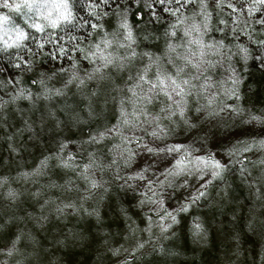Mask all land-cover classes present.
I'll return each instance as SVG.
<instances>
[{
  "label": "snow or ice",
  "instance_id": "obj_1",
  "mask_svg": "<svg viewBox=\"0 0 264 264\" xmlns=\"http://www.w3.org/2000/svg\"><path fill=\"white\" fill-rule=\"evenodd\" d=\"M134 6L140 11L132 12ZM225 8L232 26L223 18L213 24ZM253 23L264 28V0H0V145L9 158L22 160L33 149L40 154L34 166L0 175V200H32L33 211L14 219L40 231L54 224L57 234L75 240L83 234L69 227L73 220L94 218L103 229L102 207L115 210L124 224L116 235L129 246L106 230L102 236L118 264L138 261L154 229L167 239L178 215L205 205L219 213L218 227L237 255L242 238L264 240V113L235 103L241 96L233 57L250 56L239 41L248 36L264 49V39H253ZM252 59L264 67V54ZM225 115L241 127L233 124L236 131L220 140L214 134L222 151L170 141L177 129L203 131ZM53 168L62 170V182L49 175ZM234 172L248 196L232 207L226 177ZM14 182L35 191L13 188ZM117 197L129 198L139 213L114 204ZM140 213L143 228L134 219ZM207 232L205 221L194 217V239L204 240ZM25 240L39 245L31 231L21 230L0 246L6 257L0 264L37 257L18 247ZM253 264H264V247Z\"/></svg>",
  "mask_w": 264,
  "mask_h": 264
},
{
  "label": "rangeland",
  "instance_id": "obj_2",
  "mask_svg": "<svg viewBox=\"0 0 264 264\" xmlns=\"http://www.w3.org/2000/svg\"><path fill=\"white\" fill-rule=\"evenodd\" d=\"M144 11H147V9ZM229 11V9L225 8L219 16H214L213 24L223 18L229 20V25L232 26V21L227 15ZM130 15L131 13H129V21L134 22L131 20ZM18 19L19 22H23L22 17ZM252 28L257 29L253 33L254 40L264 39V28L255 23L252 24ZM215 35L220 38L222 34L216 33ZM226 42H230L233 45V52L237 51L235 48L237 41L232 40L231 35L228 36ZM239 43L249 47L250 56L247 60L233 57L237 74L240 76L239 93L241 96V99L235 101V103L252 114L260 115L264 113V67H261L259 60L254 61L252 57L257 53L264 54V49L252 43L248 36L242 37ZM197 123L198 125L200 124V122ZM233 124L241 127L235 117L225 115L222 121H217L215 124H204L203 131L185 129L181 132L177 129L170 141H185L187 139V141H194L197 146L200 143H204L206 150L222 151V148H216L213 144L214 134L217 140L222 139L226 133L236 131V128L232 126ZM73 131L77 130L74 128ZM85 131L87 132L88 129L86 128ZM65 135H69V133L65 132ZM79 136L80 133L77 132V138ZM39 155V152L33 149L30 150V154L24 153L22 160L19 157L9 158L7 148L0 145V156L3 157L0 160V175H15L18 169L22 171L34 166ZM62 174V170L55 168L49 173L51 178L58 182H62L60 179ZM226 183L230 185L232 207L243 203L248 196V190L239 174L237 172L228 174ZM11 186L21 191L25 187L35 191V186L33 185L24 186L14 182ZM224 187L225 185L221 184L217 191L224 189ZM210 196L216 198V192L210 189ZM113 203L122 207H131L133 213H139L140 211L135 203L130 202L129 198H125L122 202L117 197ZM173 203L176 202L173 201ZM101 210L104 215L103 229L95 226L94 218H91V220L89 218L80 221L73 220L69 227L74 225L76 230L83 234L82 239L73 240L71 238L65 239L63 234H57L58 228L54 224L48 226L49 231H40L34 228L30 222L14 219L15 217H24L28 212L33 211L32 200L28 196H21L15 204L0 200V224L4 225V228L0 230V246L10 242L21 230L25 232L31 231L39 241V245H33L25 240L18 247L25 253L35 251L38 256L27 259L17 256L10 261V264H16V260H23V264H118L116 257L111 256L104 250L102 231L111 232L118 243H124V246L128 247L127 242H124L121 236L116 235L122 231L124 224L122 221L117 220L115 210L104 209L103 207ZM227 211L228 215L231 216V207ZM236 212L238 215H243V211L239 208H236ZM194 217H200L205 221V227L208 232L204 240H196L193 237L192 221ZM142 218L143 213L134 216L137 225L141 228L145 227V224L141 223ZM154 219L158 218L154 217ZM219 219H221L219 213L217 212L214 216L213 208L208 205L203 208L193 207L189 213H182L177 216L178 223L169 229L167 239H158L159 230L154 229L155 236L144 249L137 252L136 255L140 259L133 261V264H253L255 251L264 247V240L249 239L245 241L242 238L240 251L237 255L233 251L232 241L225 239L224 233L220 231L218 227ZM140 235L143 239H148L147 233H141ZM57 240L63 241V243H55ZM161 248H163V252L159 251ZM0 259H6V257H0ZM122 259H124L123 254L121 255Z\"/></svg>",
  "mask_w": 264,
  "mask_h": 264
},
{
  "label": "trees",
  "instance_id": "obj_3",
  "mask_svg": "<svg viewBox=\"0 0 264 264\" xmlns=\"http://www.w3.org/2000/svg\"><path fill=\"white\" fill-rule=\"evenodd\" d=\"M79 2H80V3H83V0H79ZM140 7H141V6H134V7L132 8V12H139V11H140ZM144 10H145V9H144ZM132 12H130V13H131L130 18H132V19H131L132 21H135V20L137 19V17L134 16V15H132ZM82 31H83V30H82ZM74 34H77V35H78L79 33L77 32V33H74ZM46 63H47V62H46ZM47 66H48V67H51V66L53 67V65H51V64H48Z\"/></svg>",
  "mask_w": 264,
  "mask_h": 264
}]
</instances>
